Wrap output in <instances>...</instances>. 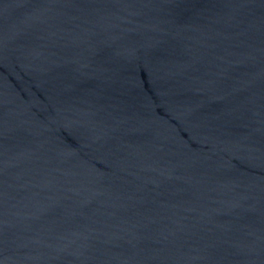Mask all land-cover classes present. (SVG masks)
Masks as SVG:
<instances>
[{
  "label": "water",
  "instance_id": "1",
  "mask_svg": "<svg viewBox=\"0 0 264 264\" xmlns=\"http://www.w3.org/2000/svg\"><path fill=\"white\" fill-rule=\"evenodd\" d=\"M0 264H264V0H0Z\"/></svg>",
  "mask_w": 264,
  "mask_h": 264
}]
</instances>
